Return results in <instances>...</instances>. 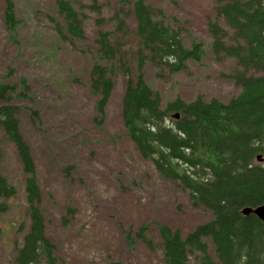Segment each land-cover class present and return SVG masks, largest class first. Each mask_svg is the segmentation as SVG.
Instances as JSON below:
<instances>
[{"label":"rangeland","instance_id":"obj_1","mask_svg":"<svg viewBox=\"0 0 264 264\" xmlns=\"http://www.w3.org/2000/svg\"><path fill=\"white\" fill-rule=\"evenodd\" d=\"M11 1L14 29L7 21V0H0V85L13 84L23 92L21 79L26 81L27 97L14 95L9 103L18 107L19 130L41 191L45 232L58 263L163 264L159 226L184 236L212 214L193 206L188 191L160 176L128 138L119 69L103 119L97 113L99 96L91 91L90 70L101 56L98 32L114 31L115 14L126 19L129 30L111 33L110 43L136 73L133 0H97L99 13L82 7L83 39L64 27L62 34L56 30L57 22L63 24L56 0ZM146 1L181 27L186 46L198 41L204 49L200 62L188 61L177 74L149 61L144 65V80L158 91L162 107L175 97L190 102L202 95L226 103L238 95L240 88L228 77L239 68L235 60L216 58L211 51L207 23L214 21V0ZM0 153V173L16 188L13 197L0 199V264H15L29 224L26 174L2 129ZM142 227L148 246L137 235ZM190 264L197 262L191 258Z\"/></svg>","mask_w":264,"mask_h":264},{"label":"trees","instance_id":"obj_2","mask_svg":"<svg viewBox=\"0 0 264 264\" xmlns=\"http://www.w3.org/2000/svg\"><path fill=\"white\" fill-rule=\"evenodd\" d=\"M214 3V21L207 23L211 51L216 58L234 59L239 67L228 77L240 92L228 102L206 101L198 95L190 102L175 97L162 107L160 94L144 80V65L149 61L177 74L188 61L200 62L204 49L198 41L186 46L181 27L172 25L163 10L146 0L132 3L136 73L110 43L111 33L127 35L129 30L126 19L117 14L113 32H98L101 56L90 70L91 91L99 96L96 108L100 119L119 69L124 77L121 115L128 138L160 176L188 191L193 206H202L212 214L209 221L184 236L178 229L159 226L163 264H190L191 258L197 264H264V223L254 215L240 213L244 207L264 204V0ZM55 4L63 19V24L56 23V30L62 34L64 27L68 35L79 39L84 38L81 8L99 13L101 6L97 0H56ZM6 15L9 28L14 29L11 0H7ZM21 86L23 92L13 84L0 85V129L15 145L26 174L29 224L16 248L14 263L59 264L45 232L41 191L29 146L19 130L18 107L9 103L14 95L27 97L25 79ZM15 194L16 188L0 173V199ZM142 229L145 227L137 235L148 246L150 239Z\"/></svg>","mask_w":264,"mask_h":264},{"label":"water","instance_id":"obj_3","mask_svg":"<svg viewBox=\"0 0 264 264\" xmlns=\"http://www.w3.org/2000/svg\"><path fill=\"white\" fill-rule=\"evenodd\" d=\"M257 159L259 160L260 156H258ZM240 213L245 216L254 215L264 223V204L256 207H244L241 209Z\"/></svg>","mask_w":264,"mask_h":264}]
</instances>
